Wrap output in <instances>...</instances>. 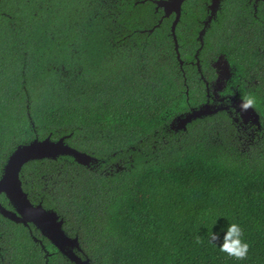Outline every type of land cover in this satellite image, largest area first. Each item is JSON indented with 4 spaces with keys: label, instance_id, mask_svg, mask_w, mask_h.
Instances as JSON below:
<instances>
[{
    "label": "trees",
    "instance_id": "1",
    "mask_svg": "<svg viewBox=\"0 0 264 264\" xmlns=\"http://www.w3.org/2000/svg\"><path fill=\"white\" fill-rule=\"evenodd\" d=\"M249 1L225 0L228 17L204 36L203 72L222 54L234 77L264 76V1L257 10ZM189 2L176 29L182 69L172 19L160 23L151 0H0V170L37 137H66L97 159H34L20 173L89 264H264V136L239 138L228 125L208 136L197 127L206 119L170 127L205 101L191 61L210 0ZM255 80L230 84L264 114V79ZM231 222L250 245L245 260L208 242L212 230L219 246ZM8 225L1 245L18 251L14 264H76L49 238Z\"/></svg>",
    "mask_w": 264,
    "mask_h": 264
},
{
    "label": "water",
    "instance_id": "2",
    "mask_svg": "<svg viewBox=\"0 0 264 264\" xmlns=\"http://www.w3.org/2000/svg\"><path fill=\"white\" fill-rule=\"evenodd\" d=\"M184 1L185 0L159 1L161 6L165 7L166 14L173 11L177 12V17L172 24V34L175 39L176 51L178 52L179 58H181L180 46L176 29L181 19L182 5ZM198 66L200 69V60H198ZM176 126H179V124H176ZM60 155L74 156L82 164L97 162L95 157H92L87 153L67 144L66 137H62L57 140H53L51 136H48L44 139H39L37 137L29 143L19 145L17 149H15L14 152L9 156L4 175L0 179V192H6L10 199L20 206L21 212L24 214V216L32 218V220L39 226L42 232L47 235L51 241H53V243H55L62 252H64V254H67L78 264H86L73 251V248L75 247L80 248L78 237L71 238L66 235L62 227L64 221H59V215L55 210L44 209L41 204L38 207H33L30 200L28 199L27 193L24 191L22 186L20 173L25 163L34 159L57 158ZM7 214L17 221L22 220L25 222L23 217H18L12 212H8Z\"/></svg>",
    "mask_w": 264,
    "mask_h": 264
},
{
    "label": "flooded vegetation",
    "instance_id": "3",
    "mask_svg": "<svg viewBox=\"0 0 264 264\" xmlns=\"http://www.w3.org/2000/svg\"><path fill=\"white\" fill-rule=\"evenodd\" d=\"M138 1L145 2L146 0H136V3ZM151 1L154 3L156 11H161V10L163 11L162 17L160 18V23H162V21L165 18H170V19H172V23L174 22L175 18L177 17V12L173 11V12L166 14L165 7L161 6V4L159 3V1H162V0H151ZM259 1L260 0H258V2H256V0H250L249 2H250V4H252V6L256 10V6H258ZM189 3H190L189 0L184 1L183 5H182L181 17L186 12V8H190V6H188ZM224 8H225V0H216V1L210 0V2L208 4H206V6H205V19L203 20L204 21V27L200 32L199 40L203 39L204 36H206L208 28L210 29L213 25H216L217 29H218V26L223 24L224 19L226 17H228V13L224 10ZM256 41L264 44V37L257 36ZM199 49L197 50V54H198ZM257 49L264 54V49L261 48L260 44L257 45ZM197 54H196V59L194 61H191V64L198 65ZM198 55L200 58V54H198ZM221 55H218L216 59H211V65L207 66V68H206L207 70L204 72V75L201 76V79H208L211 76V74L214 77H211L209 79H218L219 74L221 75V72L225 68L223 65V63H224L223 61L225 59ZM220 56L222 58H220ZM221 59H223V61ZM200 60H201V58H200ZM263 60H264V58H263ZM257 63H259L256 66L257 69L262 71L261 62H257ZM229 64H230V66H227V68L229 67L230 76H231V77H229L230 80L231 79H257L254 82L256 85V84H259V82H260L259 79H264V76L261 78V77L254 76V74L249 75L248 72L244 71V70H239V72L237 74L238 76L234 77V69H233L234 67L230 62H229ZM227 76H228V74H227ZM184 79H187V78L185 77ZM230 80H228L226 83L222 84V88L219 91H217V96H218L217 98L215 97V94L213 93V87L215 85V83H214L215 80L214 81L208 80L209 86H207V84H205V92H206L205 93V101L200 103V105H198V106L191 107V109L200 107L203 104H207V103L212 104V105H214V109H216L218 112L227 114L230 117L232 125L235 127V129L237 131L242 133V135H241L242 138H244L246 140H251V141L256 139V138H260L262 131L256 125V124H258V118L256 116H255V118H252V117H249L250 115H246V116L242 115L241 108H240V100L244 99L245 97L240 95L239 91L235 88V86L230 84ZM246 81H247V84L250 85L251 81L250 80H246ZM260 119L262 120V122L264 124V118L261 116ZM4 170H5V165L2 166V169L0 170V178H2V176L4 174ZM2 194H3V192H0V249L2 247L1 242L4 241V239H3L5 236L4 232H6L8 227H9V225H8L9 218L6 217L2 213L1 210L2 209H8V210H12L13 212H17V210H18L17 207L10 201L8 195L5 193V196H3ZM5 198L7 199V201L5 200ZM39 203L42 205V207L44 209H47L43 206L42 202H39ZM33 204L36 205L38 203L33 202ZM10 225H11V222H10ZM66 235H68V234L66 233ZM69 237L75 238L72 236H69Z\"/></svg>",
    "mask_w": 264,
    "mask_h": 264
},
{
    "label": "clouds",
    "instance_id": "4",
    "mask_svg": "<svg viewBox=\"0 0 264 264\" xmlns=\"http://www.w3.org/2000/svg\"><path fill=\"white\" fill-rule=\"evenodd\" d=\"M256 2H258V0H256ZM256 10H257V6H256ZM200 42H201V46L199 47L200 49L198 51V54H200V52H201V50H202V48L204 46V43H205L204 38H203V41H202V39H200ZM198 54H197V57H198V60H200L201 57L199 58ZM180 55H181V53H180ZM220 58H222V57L220 56ZM179 59H180L179 61H180V65H181V68H182L184 63H185V61L182 59V57L179 58ZM201 61L202 60H200L201 68L199 70L202 72L201 76H203L204 72H203L202 62ZM224 62L227 63L228 66H230L228 60L225 59ZM228 77H231L230 76V71L228 72ZM204 80H205L207 86H209L208 79H204ZM217 80L218 79H215L214 83H216ZM228 80H230V79H228ZM254 104H255V98L252 97V96H248V97H245L244 99L240 100V108H241L242 115L243 116L250 115L249 117H252V118H255V116H256L258 118V124H256V125L262 131V134H261V138H262L264 136V124H263L262 120L260 119V117L262 116L264 118V114H261L258 111V109L254 106ZM197 119H206L205 122H200V124L197 127L204 126L205 127V132H206V134L208 136H209V134H211V132L213 134H215V136H218V135L224 133L226 131V125L231 126L235 131H237L235 129V127L232 125L230 117L227 114L218 112L216 109H214V105L209 104V103L203 104L202 106L197 107V108H192V109L189 108V110H187L185 112H182L180 115H177L175 117V119L172 121V123L170 124V127L173 128V129L185 128L189 123H192L194 120H197ZM176 124H179V126H176ZM238 134H239L238 135L239 138H241L242 133L238 131ZM8 159H7V161H8ZM5 167H6V164H5ZM22 186H23V181H22ZM23 189H24V186H23ZM24 191L27 193L28 199L30 200L32 206L33 207H38L40 205V203L33 201L30 198L29 193L25 189H24ZM2 192L6 193L4 191H2ZM9 199H10V197H9ZM10 201L17 207V209H18L17 212H13L12 210H8V209H2L1 210L2 213L6 217L9 218V220H12V222L23 224L25 227H27L29 229V232L32 235L35 236L36 240H39L40 236L49 238L47 235H45L42 232V230L32 220V218H30L28 216H24V214L21 212L20 206L18 204H16L11 199H10ZM33 202L34 203H38V204L35 205V204H33ZM47 210H50V209L47 208ZM51 210H53V209H51ZM8 212H12V213L16 214L18 217H23L26 223L24 221H22V220L21 221H17L14 218H11L7 214ZM60 220L65 221L64 218H61V216L59 215V221ZM214 225L215 224H213L212 227H214ZM35 227L39 230V235L35 231ZM62 227H63V229L65 228V223L64 222H63V226ZM64 231H65V229H64ZM221 231L223 232V238H222V241L220 242L219 246H217V243H215V242L220 240V234L216 233V232H213L212 230L209 232V241H208L209 244L213 248H218V250L220 252L225 253V254H227L230 257H234L236 260H245L248 257L250 245L244 239V231H243L242 227L240 226V224L236 223V222H231V223H229L227 225L226 229H221ZM34 232L36 233V235L34 234ZM65 233H66V231H65ZM52 243H53V241H52ZM197 243H200L199 239H197ZM53 244L57 247V245L55 243H53ZM75 248H73V251L82 259V261H84L86 264H89V262L87 263V260H84L76 252ZM59 251H61V250L59 249ZM62 253H64V252H62ZM17 255H18V251L16 249L7 251V248L2 246L1 249H0V264H14V262H12V258H14V259L17 258ZM46 255H51V251H47ZM65 255H67V254H65ZM73 261L76 264H78L75 260H73Z\"/></svg>",
    "mask_w": 264,
    "mask_h": 264
},
{
    "label": "rangeland",
    "instance_id": "5",
    "mask_svg": "<svg viewBox=\"0 0 264 264\" xmlns=\"http://www.w3.org/2000/svg\"><path fill=\"white\" fill-rule=\"evenodd\" d=\"M223 61V59H221ZM224 62V61H223ZM226 64V65H225ZM224 65V69L221 72V75L219 74L218 80L215 83L214 87H213V93L215 94V97L217 98V91H219L222 88V84L226 83L229 79V77L227 76L228 71H229V67L227 68V63H223Z\"/></svg>",
    "mask_w": 264,
    "mask_h": 264
}]
</instances>
